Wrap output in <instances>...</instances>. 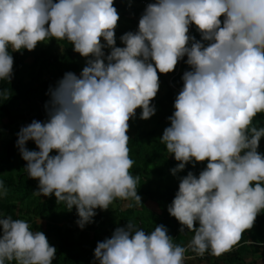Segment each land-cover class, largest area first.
Segmentation results:
<instances>
[{
  "label": "clouds",
  "instance_id": "obj_1",
  "mask_svg": "<svg viewBox=\"0 0 264 264\" xmlns=\"http://www.w3.org/2000/svg\"><path fill=\"white\" fill-rule=\"evenodd\" d=\"M141 5L138 30L122 35L118 47L114 0H0V81L12 80L13 52L52 39L68 41L87 61L79 76L68 72L49 90L48 119L22 127L17 147L27 176L39 180L34 195L54 194L68 211L75 207L81 229L117 199L141 204L140 178L130 173L129 121L137 109L141 119L155 115L158 73L173 72L186 56L191 70L160 141L180 162L173 175L207 161L198 177L190 171L181 178L168 206L181 232L194 235L181 246L164 225L146 232L129 222L98 242L94 264H185L189 249L219 257L264 211V127L253 123L264 114V0ZM193 24L201 40L190 35ZM29 141L39 150H29ZM0 226V264H53L57 250L44 232L2 214Z\"/></svg>",
  "mask_w": 264,
  "mask_h": 264
},
{
  "label": "trees",
  "instance_id": "obj_2",
  "mask_svg": "<svg viewBox=\"0 0 264 264\" xmlns=\"http://www.w3.org/2000/svg\"><path fill=\"white\" fill-rule=\"evenodd\" d=\"M141 4L142 0H114L120 17L116 46L124 47L120 37L138 30L139 20L146 9ZM190 35L202 39L194 24ZM105 53L110 54V49L106 48ZM12 55V80L0 81V181L7 189V196L0 198V214L4 218L23 219L29 222L31 230L44 232L57 250L53 264H94L98 242L111 238L116 228L125 227L129 222L146 232L164 225L174 244L186 246L194 233L186 228L181 232L182 225L170 215L168 206L179 190L181 178L190 171L198 177L207 161L196 162L195 167L189 163L183 171L173 175L171 169L180 162L167 152L160 138L164 129L170 126L169 117L175 111V99L183 88V74L191 70L186 64L187 57L178 62L173 72L158 73L160 88L152 101L156 107L155 115L144 120L140 118L142 109H137L136 116L129 121L128 147L134 161L130 173L140 178L137 190L144 198L142 203L122 207L123 201L117 199L113 202L115 207L96 209L94 222L81 229L75 207L68 211L65 205L57 203L54 194L51 197L34 195L39 180L27 176L24 169L27 162L17 147V134L33 120L44 122L48 119L45 105L50 100L49 90L55 88L68 72L79 76L87 64L86 58L75 52L68 41L56 39L41 42L32 51L25 49ZM253 123L264 127V114H258ZM26 146L29 150H39L33 141ZM258 152L264 154V137L260 140ZM55 154L54 150L52 155ZM147 201L156 208L147 205ZM39 219L44 220L45 225L39 224ZM196 227H199L198 222ZM2 234L0 226V236ZM185 255L188 257L185 264H257V259L264 260V211L258 214L254 226L242 234L230 251L217 257L209 253L200 256L189 249ZM249 255L254 257L250 262Z\"/></svg>",
  "mask_w": 264,
  "mask_h": 264
},
{
  "label": "rangeland",
  "instance_id": "obj_3",
  "mask_svg": "<svg viewBox=\"0 0 264 264\" xmlns=\"http://www.w3.org/2000/svg\"><path fill=\"white\" fill-rule=\"evenodd\" d=\"M143 199H144V198L141 197V201H142ZM126 204H127V202L123 201L122 207H126ZM146 204L149 205V206H152V207L156 208V205L153 204V203H151V202H149V201H147ZM110 206H111V207H115V203L111 204ZM39 221H40V222H39ZM38 222H39V224H44V225H45V221H44V220L42 221V220L39 219ZM253 259H254V257H253L252 255H249V256H248V262L252 261ZM256 262H257V264H264V260H258V259H257Z\"/></svg>",
  "mask_w": 264,
  "mask_h": 264
},
{
  "label": "built area",
  "instance_id": "obj_4",
  "mask_svg": "<svg viewBox=\"0 0 264 264\" xmlns=\"http://www.w3.org/2000/svg\"><path fill=\"white\" fill-rule=\"evenodd\" d=\"M192 26V25H191ZM191 26H190V28H191Z\"/></svg>",
  "mask_w": 264,
  "mask_h": 264
}]
</instances>
